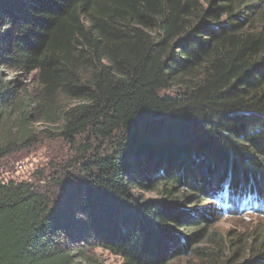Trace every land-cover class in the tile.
<instances>
[{
    "label": "trees",
    "instance_id": "1",
    "mask_svg": "<svg viewBox=\"0 0 264 264\" xmlns=\"http://www.w3.org/2000/svg\"><path fill=\"white\" fill-rule=\"evenodd\" d=\"M46 134L71 158L0 179V264H91L75 236L123 264L187 247L200 264H264V234L223 238L207 211L171 206L264 203V0H0V163ZM144 182L173 202L148 206L131 192Z\"/></svg>",
    "mask_w": 264,
    "mask_h": 264
},
{
    "label": "rangeland",
    "instance_id": "2",
    "mask_svg": "<svg viewBox=\"0 0 264 264\" xmlns=\"http://www.w3.org/2000/svg\"><path fill=\"white\" fill-rule=\"evenodd\" d=\"M1 73L2 75L9 74L10 79L19 81L21 85L20 98L22 96H26V94H30L29 92H33L35 88V79L32 76H27L24 73L11 72L6 68H1ZM7 78L8 76H5L4 80H6ZM34 127L35 132H39L47 126L36 123L34 124ZM38 139L39 140L34 145L14 154L12 157L7 158L0 163V174H2L0 175V179H11L15 181L27 180L29 178H33V176H35V172H45L51 165L59 164L61 158L63 157H66V161H64L65 163L69 162L71 153L67 145L60 141L51 140L50 137H47V134L46 136H39ZM142 142L143 143L141 144V146H139V148L143 146L144 138L142 139ZM138 158L141 160L143 158L142 161H144L145 163H152V157L150 156L142 155ZM190 158L191 160H189V162L195 163L194 155ZM189 162L188 164H190ZM19 165L21 166V170L19 174H16V167ZM155 173L156 170H151L148 173L147 177L151 179L154 177ZM47 174L48 173H46V175ZM151 183L152 182H144V187L140 186L137 189L131 190L132 194L137 198L141 197V199L145 201V203H149L148 206L152 205L155 208L162 203H166V201H170L169 198L161 196L157 190L152 189L150 187ZM182 192L186 193L188 192V189L185 187H175L172 191L174 197L180 195ZM70 194L71 193L68 191L67 194L62 198V200H59V204L61 205V207H66V202H68V200H70L72 196ZM191 194H194V198L191 201L183 202L181 199H179L177 200V203H175L172 201L174 199H172L170 201L173 202L171 206L175 205L173 209H176L179 214L181 213L184 218H192L191 216L198 211H207L208 218L206 219V221H204L203 226L201 225V227L208 232L217 233L223 238L237 236L240 234H243V237L247 238L251 236L254 231L264 234L263 213L259 214L257 212L250 211L242 212L241 210V212H238L237 214H227V209L224 206H220L219 204H217L213 199L204 202L208 197L206 192H193ZM194 202H196L195 205H193ZM131 210L133 211V214H138L136 208H133ZM166 227H168V230L171 233L176 234L177 237H180L184 234H189L188 230L175 228L174 225H167ZM129 228L130 226L128 227V229ZM69 229V231H73L72 228L69 227ZM75 240L77 242L76 246L83 251L84 257L89 262H91V264H123L120 257L111 254L109 251L101 248L98 242L90 243L89 240L84 239L83 241V239L80 240L79 238H77V236H75ZM199 262L200 260L194 257L191 250L187 247L184 248L181 255L175 260L171 261L170 264H200Z\"/></svg>",
    "mask_w": 264,
    "mask_h": 264
},
{
    "label": "built area",
    "instance_id": "3",
    "mask_svg": "<svg viewBox=\"0 0 264 264\" xmlns=\"http://www.w3.org/2000/svg\"><path fill=\"white\" fill-rule=\"evenodd\" d=\"M20 170H21V166L19 165L16 167V174H19ZM0 175H2V174H0ZM0 178H1V176H0Z\"/></svg>",
    "mask_w": 264,
    "mask_h": 264
}]
</instances>
